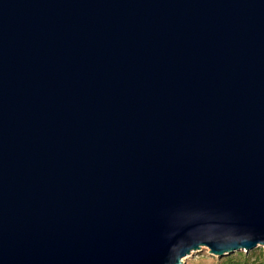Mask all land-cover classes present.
I'll return each mask as SVG.
<instances>
[{"label": "water", "instance_id": "95a60500", "mask_svg": "<svg viewBox=\"0 0 264 264\" xmlns=\"http://www.w3.org/2000/svg\"><path fill=\"white\" fill-rule=\"evenodd\" d=\"M201 245L264 246V0H0V264Z\"/></svg>", "mask_w": 264, "mask_h": 264}, {"label": "trees", "instance_id": "16d2710c", "mask_svg": "<svg viewBox=\"0 0 264 264\" xmlns=\"http://www.w3.org/2000/svg\"><path fill=\"white\" fill-rule=\"evenodd\" d=\"M214 264H264V255L252 248L246 252L237 250L221 255Z\"/></svg>", "mask_w": 264, "mask_h": 264}, {"label": "rangeland", "instance_id": "374dc122", "mask_svg": "<svg viewBox=\"0 0 264 264\" xmlns=\"http://www.w3.org/2000/svg\"><path fill=\"white\" fill-rule=\"evenodd\" d=\"M256 253L263 254L262 245H256L253 247ZM208 248L205 245H201L199 249L192 250V252L182 258L183 264H214L216 260L221 257L213 253L207 252ZM237 251V250H234ZM240 251L246 252L247 250L241 249Z\"/></svg>", "mask_w": 264, "mask_h": 264}, {"label": "bare ground", "instance_id": "6f19581e", "mask_svg": "<svg viewBox=\"0 0 264 264\" xmlns=\"http://www.w3.org/2000/svg\"><path fill=\"white\" fill-rule=\"evenodd\" d=\"M264 247V246H263Z\"/></svg>", "mask_w": 264, "mask_h": 264}]
</instances>
